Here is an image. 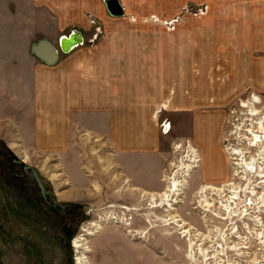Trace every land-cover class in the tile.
Segmentation results:
<instances>
[{
    "label": "rangeland",
    "instance_id": "374dc122",
    "mask_svg": "<svg viewBox=\"0 0 264 264\" xmlns=\"http://www.w3.org/2000/svg\"><path fill=\"white\" fill-rule=\"evenodd\" d=\"M32 1L0 0V101L21 95L29 80L18 68L25 67L30 45L40 38L58 46L63 36L78 32L83 38L78 50L109 44L116 52L138 48L148 55L173 48L177 60L167 74L171 94L163 99L166 110L157 123L170 164L162 188L137 190L106 171L105 158L95 151L101 142L91 139L87 125L71 126L70 149L59 154L35 148L27 132L18 139L17 129L25 125L0 123V264H69L67 234L76 245L75 259L86 264H264V0H165L157 3L161 10L152 1V14L136 0H118L128 2L120 18L111 17L98 0L111 23L86 13L87 28L64 29L55 7ZM65 54L60 52L59 60ZM187 76L195 80V100L206 96L197 88L204 84L210 106L227 113L221 144L229 177L218 182L193 173L201 166L198 158L182 163L189 143L178 137L187 126L181 129L171 118L167 100L176 90L187 95ZM254 96L258 102L251 104ZM2 104L0 117L22 111ZM252 137L261 142L252 144ZM187 165L190 176L176 191L173 181ZM24 166L66 206L65 216L43 202ZM61 187L77 199L60 201L55 188Z\"/></svg>",
    "mask_w": 264,
    "mask_h": 264
},
{
    "label": "crops",
    "instance_id": "0c3cea01",
    "mask_svg": "<svg viewBox=\"0 0 264 264\" xmlns=\"http://www.w3.org/2000/svg\"><path fill=\"white\" fill-rule=\"evenodd\" d=\"M152 1L159 10L161 8L157 3H166L165 0H136L138 7L150 14L154 13ZM169 2L172 3L171 0ZM32 4L55 7L60 14V29L75 25L87 28L86 13L104 19L98 0H33ZM120 4L124 13L128 9V2ZM105 19L111 23L109 18ZM126 24L130 28L138 27L130 22ZM117 51L109 44L91 50L77 48L65 54L53 66L40 62L29 52L25 67L18 68L29 83L21 86L20 96L11 93L4 99L1 97L0 101L2 108L22 111L1 116L0 123L9 125V121L6 122L9 119L15 125L29 126V129L25 126L17 129L18 139L22 132H27L28 140L35 148L60 151L59 154L70 149L71 126L76 123L87 125L84 128L89 129L91 139L96 143L101 142L99 150L95 151L105 158L108 164L106 171L112 170L111 174H116L117 179L122 183L128 182L137 190L162 188L166 166L170 163L169 156L161 148L157 123L163 109L166 110L163 99L167 98L169 92L171 94L167 74L176 64L177 54L173 48L168 54L147 55L138 48ZM190 57L193 58V55ZM194 82L193 77L187 76L184 84L187 95H179L176 90V94L167 100L170 116L177 120L181 129L187 126L183 137H178L183 138L178 141L189 143V160L184 159L182 163H190L191 149L195 150L197 164L201 166L193 173L204 182H218L229 174L221 144L224 136L222 126L227 113L220 105L210 106V94L204 84L197 88H202L206 96L195 100ZM71 163L74 165L73 161ZM98 163L96 160L95 166ZM66 192L67 189L63 187L55 188L60 201L77 199Z\"/></svg>",
    "mask_w": 264,
    "mask_h": 264
},
{
    "label": "water",
    "instance_id": "95a60500",
    "mask_svg": "<svg viewBox=\"0 0 264 264\" xmlns=\"http://www.w3.org/2000/svg\"><path fill=\"white\" fill-rule=\"evenodd\" d=\"M105 9L107 13L111 17H122L123 16V8L118 0H103ZM83 38L78 32H73L68 36H63L58 41V46H55L49 39L40 38L36 42H33L30 45L29 51L30 53L38 59L40 62L53 66L59 60V53H69L71 50L76 48L79 45H82ZM24 173L28 174L30 178L35 182L37 188L39 189V193L43 202L51 207L52 209L57 210L59 213L65 216V205L57 202L55 198L52 197V194L49 190L46 189V186L39 178L37 172L28 166L23 167ZM47 198L51 199V203L47 200ZM66 233H68L67 229H64ZM67 249L69 251V264H74V253L72 249V237L67 234Z\"/></svg>",
    "mask_w": 264,
    "mask_h": 264
},
{
    "label": "bare ground",
    "instance_id": "6f19581e",
    "mask_svg": "<svg viewBox=\"0 0 264 264\" xmlns=\"http://www.w3.org/2000/svg\"><path fill=\"white\" fill-rule=\"evenodd\" d=\"M257 103L258 102V99L254 96V97H252V100L250 101V103L251 104H254V103ZM254 115V114H253ZM263 124V123H262ZM167 129V128H166ZM259 138H261V137H259ZM259 138H253L252 137V144H253V142L254 143H257V142H261V140H259ZM194 152H192V154H193ZM197 162V157L196 156H194L193 155V157H192V159L190 160V163H192V164H195ZM248 163V162H247ZM252 164V163H251ZM181 167V166H180ZM258 168V167H257ZM183 170L181 171V174H180V179L179 178H175L174 179V181H173V185H174V188H175V190L176 191H180V190H182L183 189V187H184V183H185V180L190 176V169H191V167L190 166H183V168H182ZM260 169V168H259ZM258 174V173H257ZM261 175V176H260ZM260 175H258V176H260V177H264V171H262L261 173H260ZM184 182V183H183ZM263 185V184H262ZM261 185V186H262ZM262 188V187H261ZM254 189V188H253ZM252 189V191H249L252 195L254 194V190ZM173 191V190H172ZM230 198V197H229ZM232 199H234L233 198V196H231V198L229 199V200H232ZM253 198H250L249 199V202L251 201V203L252 204H254V202H253V200H252ZM246 205H247V203H246ZM245 206V205H244ZM171 207V206H170ZM244 210V209H243ZM241 211H242V209H241ZM97 228H98V226H97ZM76 245H75V242H73L72 241V249H73V247H75ZM84 259V258H83ZM77 262V264H80L81 262H79V259L78 258H76V260L74 259V262ZM75 264V263H74ZM81 264H86V262L85 261H82V263Z\"/></svg>",
    "mask_w": 264,
    "mask_h": 264
},
{
    "label": "built area",
    "instance_id": "2783aa9c",
    "mask_svg": "<svg viewBox=\"0 0 264 264\" xmlns=\"http://www.w3.org/2000/svg\"><path fill=\"white\" fill-rule=\"evenodd\" d=\"M162 127H163V130L166 132L168 130V122L167 123H163Z\"/></svg>",
    "mask_w": 264,
    "mask_h": 264
},
{
    "label": "flooded vegetation",
    "instance_id": "af4514ba",
    "mask_svg": "<svg viewBox=\"0 0 264 264\" xmlns=\"http://www.w3.org/2000/svg\"><path fill=\"white\" fill-rule=\"evenodd\" d=\"M76 260V259H75Z\"/></svg>",
    "mask_w": 264,
    "mask_h": 264
}]
</instances>
